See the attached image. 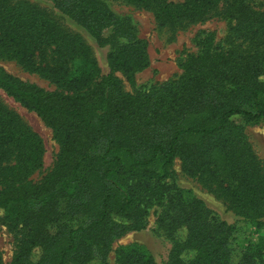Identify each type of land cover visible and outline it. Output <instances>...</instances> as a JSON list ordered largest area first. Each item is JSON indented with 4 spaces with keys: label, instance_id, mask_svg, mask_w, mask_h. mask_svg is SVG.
Instances as JSON below:
<instances>
[{
    "label": "trees",
    "instance_id": "16d2710c",
    "mask_svg": "<svg viewBox=\"0 0 264 264\" xmlns=\"http://www.w3.org/2000/svg\"><path fill=\"white\" fill-rule=\"evenodd\" d=\"M45 1L98 44L114 46L102 76L84 39L58 18L26 1L0 0V58L54 90L1 68L0 89L35 113L58 145L51 171L33 182L41 140L0 102V225L16 234L8 264H107L112 243L144 230L146 209L163 199L158 223L172 244L167 264H227L226 225L189 192L168 195L162 181L179 160L184 174L236 216L264 220V166L244 133L264 123V10L251 0H123L150 11L158 26L202 22L219 2L233 22L226 48L205 37L178 79L129 95L114 72L132 83L148 65L146 44L100 0ZM115 256V264H155L137 245ZM238 264H264L263 237Z\"/></svg>",
    "mask_w": 264,
    "mask_h": 264
},
{
    "label": "rangeland",
    "instance_id": "374dc122",
    "mask_svg": "<svg viewBox=\"0 0 264 264\" xmlns=\"http://www.w3.org/2000/svg\"><path fill=\"white\" fill-rule=\"evenodd\" d=\"M32 3L42 10L51 13L58 18L64 26L74 33L79 34L89 46L92 55L97 62L100 75H107L110 68L107 56L112 51L113 43L98 44L82 27L64 17L53 5L45 0H22ZM106 5L125 25L130 29L136 39L146 44L148 65L143 70L134 74L133 82L129 83L120 72L114 75L120 80L124 93L134 95L138 92L147 91L158 87L166 82L174 81L182 74L181 65L191 55L199 53V40L209 37L213 46L226 48L228 46V35L232 20L222 13L224 4L219 2L215 14L209 16L202 22H194L182 27L158 26L150 11L138 8L123 0H100ZM179 4L184 0H166V3ZM251 6L256 10H264L263 0H251ZM110 31L105 30L103 37L108 39ZM0 68L8 74L23 82L36 85L46 91H53L54 87L45 79L36 74L24 70L13 60L0 58ZM264 82V77L260 78ZM0 102L9 110L14 112L21 121L41 140L42 143V165L39 170L32 174L33 182L40 181L47 175L55 162L58 145L54 141L51 130L31 111L23 108L18 102L6 95L0 89ZM239 122V120H236ZM244 133L248 139L254 154L262 161L264 166V123L245 126ZM171 175L163 180L168 195L176 191L189 192L193 198L200 201L205 208L213 212L229 230L228 250L229 261L227 264H238L242 254L253 246L257 239L264 238V220L257 223L246 221L229 211L224 203L208 192L198 181L188 177L181 168L179 160H175L170 167ZM64 208L61 203L60 209ZM166 208V200L153 204L146 209L147 226L139 232H128L121 238L115 240L107 256V264H115V254L120 248L137 245L146 250L155 264H167L172 247L170 240L166 237L158 218ZM1 215V214H0ZM75 227V223H68ZM55 228H49L53 234ZM184 232L179 233L182 238ZM16 234L5 226L0 225V254L3 264H8L15 248ZM40 255L38 250L32 253V259L36 260Z\"/></svg>",
    "mask_w": 264,
    "mask_h": 264
}]
</instances>
